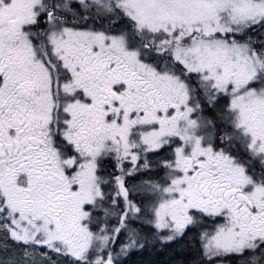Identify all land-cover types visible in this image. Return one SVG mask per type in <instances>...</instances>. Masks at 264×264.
I'll list each match as a JSON object with an SVG mask.
<instances>
[{
  "label": "snow or ice",
  "instance_id": "1",
  "mask_svg": "<svg viewBox=\"0 0 264 264\" xmlns=\"http://www.w3.org/2000/svg\"><path fill=\"white\" fill-rule=\"evenodd\" d=\"M189 230L176 264H264V0H0V264H123Z\"/></svg>",
  "mask_w": 264,
  "mask_h": 264
},
{
  "label": "rangeland",
  "instance_id": "2",
  "mask_svg": "<svg viewBox=\"0 0 264 264\" xmlns=\"http://www.w3.org/2000/svg\"><path fill=\"white\" fill-rule=\"evenodd\" d=\"M149 159L153 162V168L150 172H144V173H151L158 169L156 167V162L160 161L159 159H162L165 155V153H160L159 151L156 154L149 153L147 154ZM127 167H132L130 163L126 162ZM143 173H136L133 178H126L127 181H130L128 183V186L130 187L132 184H138L142 179H149V177L142 176ZM138 176V178H136ZM156 180H160L163 178V175L161 176H152L151 178ZM135 178V179H134ZM112 187L109 185L107 188V192H111ZM114 195V193H113ZM140 197V201H142V204L140 206L139 203H137V198ZM129 199H131L137 206L142 207L141 209H144L146 206L149 205V200L146 199L145 194L140 191H132L129 194ZM121 206L122 205V198H121ZM146 217L141 216L140 218L133 219L130 221V226L136 228L137 230L141 231L142 235H146L151 239L152 233H154L156 230L149 224L146 223ZM135 222L134 225L131 223ZM116 220L112 219L110 221V224H115ZM166 231V230H165ZM124 237L121 236L120 240H123ZM116 251H119V242L116 245ZM187 253V249L183 246V237L178 239L177 241L169 242L167 244L162 243L160 241H156L151 245L146 246L143 250H137L131 252L127 257H123V264H176L178 260L181 258L186 259L185 255Z\"/></svg>",
  "mask_w": 264,
  "mask_h": 264
},
{
  "label": "flooded vegetation",
  "instance_id": "3",
  "mask_svg": "<svg viewBox=\"0 0 264 264\" xmlns=\"http://www.w3.org/2000/svg\"><path fill=\"white\" fill-rule=\"evenodd\" d=\"M159 152L160 153H165L164 157L162 159H159L160 161H162L166 156H168L170 154V150L167 148V146L165 147V149L159 150ZM113 163H106L105 164L106 173L111 172V173H115L116 175H118L119 174V170L113 167ZM157 175L158 176H161V175L164 176V172L162 171V169H160L158 171ZM151 177H149V178H151ZM136 178H138V176ZM156 178L157 177H155L154 179H156ZM129 182L130 181H128V183ZM108 187L109 186H105V191H107ZM183 246H184V248L187 249V253L185 255L186 259H188L190 256L195 254L196 249H198L199 246H200L198 230H189V231H187V234L183 237ZM224 264H235V261L234 260L230 261L229 259L225 258Z\"/></svg>",
  "mask_w": 264,
  "mask_h": 264
},
{
  "label": "trees",
  "instance_id": "4",
  "mask_svg": "<svg viewBox=\"0 0 264 264\" xmlns=\"http://www.w3.org/2000/svg\"><path fill=\"white\" fill-rule=\"evenodd\" d=\"M160 169H161V168H158V169H156L155 171H153V172H151V173H143L142 176H144V177L156 176V175L158 174V171H159ZM137 203H139L140 206H141L142 201H140V197L137 198ZM141 208H142V207H141ZM131 224L134 225L135 222H132Z\"/></svg>",
  "mask_w": 264,
  "mask_h": 264
}]
</instances>
